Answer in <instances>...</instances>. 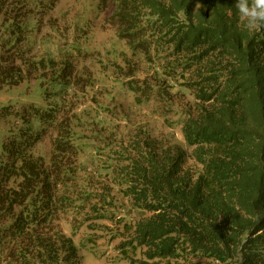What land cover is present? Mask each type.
<instances>
[{
  "label": "trees",
  "instance_id": "trees-1",
  "mask_svg": "<svg viewBox=\"0 0 264 264\" xmlns=\"http://www.w3.org/2000/svg\"><path fill=\"white\" fill-rule=\"evenodd\" d=\"M60 1L0 0V91L49 71L69 85L71 64L38 55L40 17ZM93 1L143 58L118 71L125 87L168 126L127 140L115 126L88 172L56 112L25 107L2 149L0 264H79L81 231L92 251L117 240L129 264H264V31L235 0ZM50 131L47 161L34 151ZM98 221L119 234L93 237Z\"/></svg>",
  "mask_w": 264,
  "mask_h": 264
},
{
  "label": "rangeland",
  "instance_id": "rangeland-1",
  "mask_svg": "<svg viewBox=\"0 0 264 264\" xmlns=\"http://www.w3.org/2000/svg\"><path fill=\"white\" fill-rule=\"evenodd\" d=\"M44 51H49L59 63L71 64L69 85L53 80V73L49 71L39 73L37 81L0 91V163L4 142L12 132L21 128L23 109L30 105L44 111L52 108L57 122L69 126L74 134V145L81 150L78 162L87 166L88 172L94 170L89 163L90 157L117 132L115 126L126 140L138 127L144 128L152 137L163 131L162 120L153 115L157 107L152 104L138 106L124 85L126 80L118 73L126 62L144 68L143 58L132 57L127 46L115 37L112 29L107 28L104 16L97 11L96 2L62 0L53 10L43 14L38 22V55ZM144 75L146 73L141 71L140 76ZM6 109L13 110L18 116L5 113L3 110ZM34 127L36 131L40 129L37 120H34ZM48 134L34 151L36 156L47 161L52 154L50 139L56 137V132ZM115 221H98L107 229L101 227L102 231L93 237L105 233L112 237L118 235L119 225ZM64 231L70 233L68 225ZM85 236L86 233L81 231L74 238L79 247L86 244L79 249L82 257L79 264H129L114 247L117 240L92 251L88 240L84 241Z\"/></svg>",
  "mask_w": 264,
  "mask_h": 264
},
{
  "label": "clouds",
  "instance_id": "clouds-1",
  "mask_svg": "<svg viewBox=\"0 0 264 264\" xmlns=\"http://www.w3.org/2000/svg\"><path fill=\"white\" fill-rule=\"evenodd\" d=\"M235 8L245 28L264 31V0H235Z\"/></svg>",
  "mask_w": 264,
  "mask_h": 264
}]
</instances>
